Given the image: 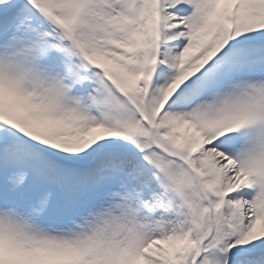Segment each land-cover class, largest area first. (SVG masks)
Returning <instances> with one entry per match:
<instances>
[{"label":"snow or ice","instance_id":"1","mask_svg":"<svg viewBox=\"0 0 264 264\" xmlns=\"http://www.w3.org/2000/svg\"><path fill=\"white\" fill-rule=\"evenodd\" d=\"M0 264H264V0H0Z\"/></svg>","mask_w":264,"mask_h":264}]
</instances>
